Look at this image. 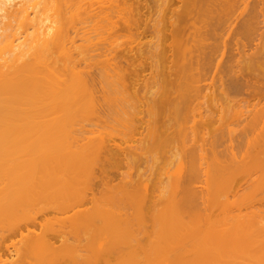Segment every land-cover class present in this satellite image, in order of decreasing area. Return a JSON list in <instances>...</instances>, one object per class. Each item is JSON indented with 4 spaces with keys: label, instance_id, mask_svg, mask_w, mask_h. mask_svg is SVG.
<instances>
[{
    "label": "rangeland",
    "instance_id": "obj_1",
    "mask_svg": "<svg viewBox=\"0 0 264 264\" xmlns=\"http://www.w3.org/2000/svg\"><path fill=\"white\" fill-rule=\"evenodd\" d=\"M84 1L78 11L81 16L69 19L73 50H90V60L81 61L82 68L96 81H105L110 91L113 92L114 80L123 81L130 95L126 108L135 114V123L131 132L112 103L110 107H98L94 115L80 117L71 130L47 132V142L58 145L62 152L78 151L83 156L82 162L60 173L59 181L68 179L71 183L65 199L37 203L20 218L0 221V233L7 237L5 245L12 246L14 242L20 248L19 237L10 238L9 231L16 229L13 227L20 225V220L35 218L43 223L36 234L54 237L57 246L63 244L64 237L80 238L86 243L95 238V231L80 227L77 232L73 223L56 218L59 215L56 211L83 202L79 209L93 208L88 200L93 194L99 206L121 203L140 176L151 180L149 176L154 172L150 174V170H158L155 165L163 168V173L167 169L172 173V178L165 174L161 177L170 189L183 157L186 165L193 164L196 168L198 178L194 187L201 208L208 204L205 187L208 172L219 163L226 169L223 186L236 205V214L264 224V183L259 180L262 170L256 166L261 161L264 164V57L257 58L264 49V13L256 27L247 22L256 0ZM85 9L88 12L83 13ZM117 70L120 76L116 75ZM238 81L242 83L240 90L234 87ZM179 82L197 86L202 97L189 99L183 114L165 106L167 109L154 121L155 131L158 128L161 132L165 147L154 150L149 145L150 118L143 99L150 94L161 99L167 91L166 103H177L171 92ZM199 108L202 116L192 115ZM105 145L115 150L119 146L132 148L109 159L103 151ZM130 201L131 195L123 202L129 210V216L124 218H129L131 231L146 246L154 232L153 215L146 213L138 222ZM213 210L218 214L217 206ZM117 214L111 213L112 227L118 223ZM135 240L133 244L116 246L113 249L116 253L112 252L107 261L99 264H149L133 259ZM204 247L207 249L208 245ZM258 250L260 254L249 255L237 264H264V244ZM121 252L123 256L118 259ZM41 255L42 251L34 253V264H49ZM17 258L12 251L11 255L0 257V264H10ZM231 263L220 257L208 259L207 254L198 261V264Z\"/></svg>",
    "mask_w": 264,
    "mask_h": 264
},
{
    "label": "bare ground",
    "instance_id": "obj_2",
    "mask_svg": "<svg viewBox=\"0 0 264 264\" xmlns=\"http://www.w3.org/2000/svg\"><path fill=\"white\" fill-rule=\"evenodd\" d=\"M81 3L85 5L82 0H0V221L20 218L37 203L68 196L71 183L68 179L59 181L60 173L78 167L83 156L78 151H60L58 145L47 142V132L71 130L80 117L94 115L98 107H110L112 103L132 132L135 114L126 108L130 98L127 86L117 79L113 92L110 91L105 81H96L82 68L81 61L90 60V50H79V53L73 50L69 19L81 16L78 12ZM263 13L264 0H256L253 13L247 19L249 26L256 27ZM263 57L264 49L257 58ZM116 75L120 76L118 70ZM241 85L238 81L234 87L240 90ZM171 93L177 103H166L167 91L161 99L154 94L143 99L150 118L149 145L154 150L165 147L161 132L158 128L155 131L156 117L167 108L183 114L187 101L203 94L188 82H179ZM162 99L164 103H160ZM197 114L202 116L200 108L192 115ZM131 148L119 146L115 150L105 145L103 151L110 159ZM247 165L244 159V166ZM263 165L262 161L256 164L262 170L261 183H264ZM159 167L155 165L154 169ZM158 170H150V174L154 172L149 176L151 180L140 176L128 193L138 222L146 213L153 215L154 232L149 235L146 246L131 231L129 218H124L129 216V210L123 202L129 196L122 197L121 203L99 206L93 194L88 199L93 208L79 209L84 202L70 204L56 211L59 214L56 218L73 223L77 232L80 227L94 230L95 238L83 243L80 238L64 237L63 244L57 246L54 237L36 234L37 227L43 226L37 218L20 220L22 223L9 231V237H19L21 247L17 248L14 242L12 246L5 245L7 237L0 233V257L15 251L18 258L10 264H34V253L42 251V258L49 264H99L107 261L112 252L116 253L113 250L116 246L133 244L134 239L133 259L149 264H198L203 254L208 259L220 257L237 264L249 255L260 254L264 224L253 221L254 225L247 217L236 214V205L223 186L226 169L221 164L212 169L216 174L211 169L208 172L206 208H201L194 187L198 176L193 164L186 165L184 157L180 160L170 189L161 177L165 174L172 178V173L169 169L164 173L163 168ZM214 206L219 208L218 214ZM112 211L118 213L114 227ZM204 245H208L207 249ZM122 256L121 252L118 259Z\"/></svg>",
    "mask_w": 264,
    "mask_h": 264
}]
</instances>
